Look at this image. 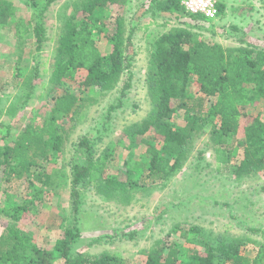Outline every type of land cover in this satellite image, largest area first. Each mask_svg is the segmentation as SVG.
Returning a JSON list of instances; mask_svg holds the SVG:
<instances>
[{
	"label": "rangeland",
	"instance_id": "obj_1",
	"mask_svg": "<svg viewBox=\"0 0 264 264\" xmlns=\"http://www.w3.org/2000/svg\"><path fill=\"white\" fill-rule=\"evenodd\" d=\"M8 1L15 14L7 25H0V144L7 132L15 140L28 124H41L48 119L53 97L62 94L65 88L80 99L74 114L59 123L65 139L62 153L32 169L34 175L41 174L42 178L48 175L51 185H33L31 175L21 179L13 176L0 183V209L26 205L16 227L32 237L37 246L54 251L56 242L75 226L79 235L72 248L74 254L89 260L112 254L119 264H144L149 252H166L172 244L185 260L193 250L206 249L198 238L208 237L239 240L244 255L254 257L258 245L252 242L264 243V192L260 191L264 173L238 178L218 168L205 131L192 140L185 159L169 178L128 190L123 199L107 198L91 187H80L79 208L74 213L70 182L79 140L86 137L94 143V159L105 162L107 176L125 181L130 170L134 174L132 180L141 179L142 185L150 159L145 143H150L153 135L145 134L142 137L145 143L132 146L125 133L133 124L142 122L152 109L146 86L150 44L164 33L182 28L191 32L193 40L264 52V0H216L223 5V12L219 18L208 21L186 17L175 20V15L165 18L143 0H125L123 5L96 8L85 23L77 22V39L93 36L105 57L111 46L105 36L108 20L103 15L109 12L112 17H122L126 31L133 24L135 27L129 52L131 67L124 70L110 91L79 89L78 83L85 77L80 71L73 81H65L62 88L56 87L51 93L50 78L62 24L78 0H56L43 13L46 40L39 50L32 25L26 26L33 9L23 0ZM21 24H26L29 33L19 38L15 33L22 32ZM98 30L101 34L96 33ZM127 83L129 88L122 96ZM188 93L193 99L198 97L195 83L189 86ZM261 103L241 106L245 116L240 118L236 140L239 155L243 146L242 128L258 110L264 119ZM208 106L209 101L203 109L206 111ZM110 107L114 110L109 111ZM185 117V111L177 109L174 121L183 125ZM237 153L234 157L238 158ZM0 223L1 234L10 221L0 215ZM54 255L57 258L54 264H63L58 252Z\"/></svg>",
	"mask_w": 264,
	"mask_h": 264
},
{
	"label": "trees",
	"instance_id": "obj_2",
	"mask_svg": "<svg viewBox=\"0 0 264 264\" xmlns=\"http://www.w3.org/2000/svg\"><path fill=\"white\" fill-rule=\"evenodd\" d=\"M55 1L23 0L34 11L25 25H32L37 50L46 40L43 13ZM143 1L165 18L175 15V20L186 17L208 21L188 14L180 6V0ZM124 2L78 0L74 4L72 14L62 24L49 93L55 91L56 87L62 88L65 81H73L75 73L80 71L85 73V77L78 83L79 89L85 91L94 88L106 92L114 88L121 74L132 64L129 52L135 33L134 24L126 31L122 17H112V14L105 12L103 16L108 20L105 36L111 49L104 57L93 36L77 39V22L85 23L96 8L106 9L107 6L123 5ZM217 9L219 18L223 5L217 3ZM14 14L12 3L0 0V25H7ZM25 25H20V34L18 31L15 33L19 38L29 33ZM96 33L101 34L100 30ZM192 37L186 29H173L149 46L146 86L152 109L142 122L133 124L125 133L132 146L145 143L142 138L145 134L153 135L152 141L145 143L150 159L143 184H139L141 179L132 180L134 174L130 170L125 181L107 176L105 162L93 157V141L83 137L79 140L72 164L70 194L74 213L79 208L80 187H91L107 198L120 196L123 199L128 190H138L141 186L146 187V183L154 185L166 180L185 159L192 140L204 131L209 136L218 168L238 178L264 173V119L259 110L242 128L241 155L237 153L236 146L241 129L240 118L245 116L241 106L263 102L264 107V52L244 47L224 48L219 44L193 40ZM193 83L198 89L195 99L188 93ZM128 88L129 83L123 86L122 96ZM62 92L53 97L50 116L43 123L28 124L15 140H11L7 132L0 144V183L8 182L13 176L21 179L31 175V184L51 185L48 175L42 178L41 174L34 175L32 169L39 168L42 161H52L53 155L62 153L65 139L59 123L74 114L80 101L68 88ZM208 101L209 106L205 111L203 108ZM177 109L186 113L183 125L174 121ZM111 110L114 107H110ZM236 153L238 158L234 157ZM260 191L264 192V185ZM25 209V204L0 209V215L10 221L3 226L0 234V264H54L57 259L55 251L63 264H119L112 254H104L94 260L74 254L72 248L79 235L75 226L56 242L54 251L37 246L32 237L15 225ZM251 232L258 231L251 229ZM198 239L206 249L193 250L185 260H182L179 248L172 244L166 252H149L144 264H264V243L252 242L258 245L257 252L254 257H248L242 252L243 243L239 240L226 237Z\"/></svg>",
	"mask_w": 264,
	"mask_h": 264
},
{
	"label": "built area",
	"instance_id": "obj_3",
	"mask_svg": "<svg viewBox=\"0 0 264 264\" xmlns=\"http://www.w3.org/2000/svg\"><path fill=\"white\" fill-rule=\"evenodd\" d=\"M180 6L190 15L200 16L206 20L218 18L216 0H180Z\"/></svg>",
	"mask_w": 264,
	"mask_h": 264
},
{
	"label": "crops",
	"instance_id": "obj_4",
	"mask_svg": "<svg viewBox=\"0 0 264 264\" xmlns=\"http://www.w3.org/2000/svg\"><path fill=\"white\" fill-rule=\"evenodd\" d=\"M206 43H208V42H206ZM212 44H219L220 45V43H217V42L216 43H212Z\"/></svg>",
	"mask_w": 264,
	"mask_h": 264
}]
</instances>
